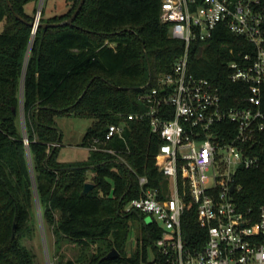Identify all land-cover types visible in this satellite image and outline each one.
<instances>
[{"label":"trees","instance_id":"16d2710c","mask_svg":"<svg viewBox=\"0 0 264 264\" xmlns=\"http://www.w3.org/2000/svg\"><path fill=\"white\" fill-rule=\"evenodd\" d=\"M9 1L13 10L0 0V264H38L28 244L36 230L35 200L55 238L56 264L146 263L162 231L155 223L143 224L129 254V221L143 215L122 209L139 197V177H147L150 187L162 180L163 162L155 159L160 140L147 122L133 121L124 139L103 145L123 161L89 151L83 164H62L55 119L92 120L82 141L87 148L94 139L104 141L110 124L143 109L139 96L150 78L169 72L184 51V43L172 39L170 26L161 21L162 0H85L72 25L38 27L34 34L28 23L35 20L36 8L27 9L38 0ZM79 1L65 0L70 9L60 16L46 17L43 11L38 22L67 20ZM261 4L264 9V0ZM243 46L241 38L223 29L207 43L192 45L195 73L213 81L232 104L239 86L228 79L226 65ZM87 182L94 189L81 196ZM238 182L244 186V208L264 204L261 171H241ZM195 220L192 207L183 218L190 243L200 232ZM64 245L77 250L75 258H66ZM112 249L118 257H107ZM154 262L163 264L158 255Z\"/></svg>","mask_w":264,"mask_h":264},{"label":"built area","instance_id":"2783aa9c","mask_svg":"<svg viewBox=\"0 0 264 264\" xmlns=\"http://www.w3.org/2000/svg\"><path fill=\"white\" fill-rule=\"evenodd\" d=\"M160 18L170 37L184 43L183 54L169 72L150 78L139 96L142 110L110 124L104 141L94 139L87 149L123 161L104 142L124 139L130 122H147L161 142L155 159L163 162L162 180L150 187L147 177H139L140 195L122 212L153 218L162 231L155 254L163 264H264V204L244 208L238 182L241 171L264 174L261 0H162ZM217 29L244 41L226 65L228 79L239 86L233 104L195 73L190 60L192 45L207 43ZM192 207L200 232L190 243L183 218Z\"/></svg>","mask_w":264,"mask_h":264},{"label":"rangeland","instance_id":"374dc122","mask_svg":"<svg viewBox=\"0 0 264 264\" xmlns=\"http://www.w3.org/2000/svg\"><path fill=\"white\" fill-rule=\"evenodd\" d=\"M36 8L35 17H38L39 12L44 11V15L54 16L63 15L70 9V5L65 0H38L37 3H30L28 11L32 7ZM4 29V22L0 23V33ZM57 128L61 132V144L57 151V161L62 164H83L88 161L89 150L82 146L83 137L89 127L92 126L93 121L84 118H77L73 116H61L55 119ZM19 123L21 132L24 134L25 129L23 125L22 112L19 113ZM88 181L92 174L88 173ZM35 212V226L36 230L34 238L28 242L33 248L37 256L38 264H56L54 235L52 230L43 222L40 207L37 200L34 201ZM153 218L150 215H143V219L131 218L129 221L130 234L128 253L130 254L136 247L138 236L141 232L143 224L152 223ZM62 251L65 253L67 259L75 258L77 250L71 245H64ZM142 264H157L154 262V252L152 249L148 251V261Z\"/></svg>","mask_w":264,"mask_h":264},{"label":"water","instance_id":"95a60500","mask_svg":"<svg viewBox=\"0 0 264 264\" xmlns=\"http://www.w3.org/2000/svg\"><path fill=\"white\" fill-rule=\"evenodd\" d=\"M9 8L11 10H13L12 8V5L10 3L9 0H6ZM84 2L85 0H80L74 13L71 15L70 18H68L67 20H64V21H61V22H58V23H44V24H40L38 22L39 20V17H40V14L41 12H39L38 14V17L36 16L35 20L33 22H29L28 25L32 27L33 31L32 33L34 34L36 29L38 27H43V28H48V27H53V28H57V27H64V26H70L73 24V21L75 20V18L77 17L78 13L80 12L81 8L83 7L84 5ZM15 17L19 20H21L22 22L24 23H27L25 20H23L20 16H18L17 14H15ZM25 144H27V142L25 141ZM57 145L54 146V149ZM53 149V150H54ZM74 168V167H73ZM94 189V184L91 183V182H87L84 184V188H83V191L81 193V196H86L90 193V191H92ZM136 213V212H135ZM15 236V234H13V237ZM119 256V253L115 250V249H112L111 252L107 255L108 258H116Z\"/></svg>","mask_w":264,"mask_h":264}]
</instances>
